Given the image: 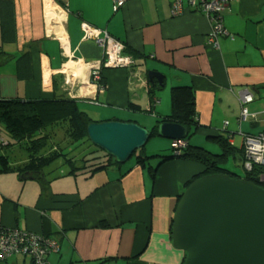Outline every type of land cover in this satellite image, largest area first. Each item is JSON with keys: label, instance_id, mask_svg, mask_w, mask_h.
Returning a JSON list of instances; mask_svg holds the SVG:
<instances>
[{"label": "crops", "instance_id": "obj_1", "mask_svg": "<svg viewBox=\"0 0 264 264\" xmlns=\"http://www.w3.org/2000/svg\"><path fill=\"white\" fill-rule=\"evenodd\" d=\"M45 1L0 0V53L10 57L0 54L1 98L71 97L79 108L101 104L105 110L101 121L133 115L150 130L160 117L171 114V89L191 87L200 124L195 140L201 146L218 153L209 138L231 136L232 145L242 147L241 134L264 132V0L228 5L222 19L226 35L219 37L218 48L207 42L211 23L190 9L186 0L181 16L172 15V0H127L116 12L115 0H50L61 13L68 50L56 33L59 25L48 29ZM83 23L107 31L141 55L133 61L137 66L132 71L105 68L102 92L82 78H72L67 85L63 76L70 73H63L69 61L89 67L103 59L102 49L84 38ZM25 54L29 59L22 69L30 77L21 79L17 60ZM43 58L49 87L41 93ZM149 72L159 73L162 82H150ZM244 91L253 96L247 105L253 115L240 122L239 95ZM136 105L143 112H133L130 107ZM155 153L147 154L169 155V149ZM11 160L24 163L27 155ZM159 161L152 159L145 167L128 163L90 177L66 176L64 171L62 179H52L47 172L56 167L45 170L38 181L22 182L16 173L0 174V226L55 238L60 251L48 255L50 264H99L104 259L107 262L101 264H184L186 254L173 245L172 220L186 184L204 168L183 159L161 165ZM0 264L32 261L16 255Z\"/></svg>", "mask_w": 264, "mask_h": 264}, {"label": "trees", "instance_id": "obj_2", "mask_svg": "<svg viewBox=\"0 0 264 264\" xmlns=\"http://www.w3.org/2000/svg\"><path fill=\"white\" fill-rule=\"evenodd\" d=\"M55 1L58 2V0ZM0 54H3L7 60L10 59L9 55L2 52ZM125 54L131 55L133 61L141 56L139 52L128 49L126 46ZM27 59H29V55L25 54L17 60V65L19 69H21L18 77L21 79L30 77L28 71L25 72V70L22 69V63H28ZM136 64L137 63L134 62L133 65L128 68L129 71H132L131 68L137 66ZM28 69H30V66L26 68V70ZM104 69L105 68L102 67V72ZM101 79V83L104 84L103 75ZM52 83L55 91L56 79L53 78ZM170 99L172 112L169 116L160 117V119L156 121L155 126L150 129L151 138H159V125L164 123L176 124L184 127L188 131V135L184 139L186 146L180 150L171 146L169 155L164 156H150L145 152L144 147L136 151L128 161L122 164L118 163L108 153L92 144L88 138L87 128L92 123H102L106 121L133 122L145 128L141 117L129 115L125 120L114 118L112 120L94 121L87 113L80 110L75 99L53 97L23 100L20 98L4 99L0 97V174L16 173L21 178L22 182L32 180L38 181L41 179L46 168L56 161L61 160L68 167L66 176L77 177L79 175H88V177H90L98 172H107L112 169L117 170L124 164L128 165V163L133 162H135L137 166L145 167L146 165H150V160L156 158H160L158 165L174 159H183L196 162L204 168L202 174L194 177L186 184V189L195 180L207 175L216 174H224L231 178L250 181L264 189V182L260 180V175L264 174V169L261 167H254L252 171L249 172L244 168V135L254 134H241L242 147L233 146L230 142L231 136L226 137L220 134L215 138H209L218 148V153H214L206 147L201 146L198 141L195 140L196 138L193 139L200 127L196 111L195 90L191 87H174L171 89ZM130 108L135 113L143 112L139 105L131 106ZM57 128H61L64 132V148L55 141V130H57ZM75 144L79 147H76ZM87 144L94 148L89 154H82L81 157L72 155V153L78 150V148H81L82 145ZM16 145L23 148L27 154V160L24 163L12 161V157L7 153V151L10 152V149ZM70 146L72 147L71 150L67 151ZM8 147H10V149L6 150ZM89 156H91V158H88ZM132 158H134V161H131ZM230 161L239 168H242L244 176H238L229 168L227 169V164ZM150 172L154 175L155 169L151 168ZM100 226L101 228L106 227L104 224ZM103 262H107V260L98 261L99 264Z\"/></svg>", "mask_w": 264, "mask_h": 264}, {"label": "water", "instance_id": "obj_3", "mask_svg": "<svg viewBox=\"0 0 264 264\" xmlns=\"http://www.w3.org/2000/svg\"><path fill=\"white\" fill-rule=\"evenodd\" d=\"M148 78L163 79L155 72ZM158 133L173 142L188 135L184 127L169 123L159 125ZM87 134L122 164L151 138L150 130L121 121L92 123ZM172 240L186 254L184 264H264V189L224 174L195 180L177 203Z\"/></svg>", "mask_w": 264, "mask_h": 264}, {"label": "built area", "instance_id": "obj_4", "mask_svg": "<svg viewBox=\"0 0 264 264\" xmlns=\"http://www.w3.org/2000/svg\"><path fill=\"white\" fill-rule=\"evenodd\" d=\"M236 0H186L187 6L195 12L203 14L211 23V31L207 42L215 48L219 47V37L225 36V30L222 23L223 11L231 2ZM127 0H115L113 11H118L125 5ZM185 0H172L171 13L173 16H181L184 12ZM84 38L93 40L103 51V59L91 63L89 67L82 62L86 69L76 80L84 83H93L99 92L104 91V84L101 83L102 67L111 68H129L133 65L130 55L125 54V46L118 40L114 39L107 31L94 28L93 26L83 23L82 25ZM88 73V76L83 78ZM67 76V75H66ZM75 79L74 74L67 76ZM82 78V79H81ZM87 79V80H86ZM67 85L70 80L67 79ZM242 105L240 122L247 120L251 114L247 108L253 102V96L248 91L239 95ZM96 104V103H95ZM228 125V122L225 126ZM244 151L246 171H252L254 167L264 169V132L256 135H244ZM186 146L184 140L174 141L172 147L180 150ZM178 153V152H177ZM260 180L264 182V174L260 175ZM60 245L53 237L39 235L33 232L24 231L17 228H4L0 226V262L16 255H25L31 258L32 264H50L48 255L58 253Z\"/></svg>", "mask_w": 264, "mask_h": 264}, {"label": "rangeland", "instance_id": "obj_5", "mask_svg": "<svg viewBox=\"0 0 264 264\" xmlns=\"http://www.w3.org/2000/svg\"><path fill=\"white\" fill-rule=\"evenodd\" d=\"M54 2H56V1L54 0ZM53 8H54V6H53ZM59 9L62 11L61 8H59ZM56 12H57V10H56ZM132 60H133V58H132ZM13 65H14V62H13ZM100 107H102V105L101 104H98V103H96L94 105H91V106L82 105V106H80V110L82 112L87 113L88 116L90 118H92L94 121H101L102 118H101L100 114H103V112L105 110L102 109V108H100ZM55 131H56V138H55L56 143H58L62 148H64V146H65V139L63 140V134H64V132L61 130V128H57V130H55ZM260 132H263V131H260ZM255 134H257V133H255ZM236 136H238V135H236ZM193 139H195V137H193ZM75 146L76 147H79V146H77V144H75ZM238 146H240V144ZM71 148L72 147L70 146L67 149V151H70ZM170 148H171V141H168L166 139H162V138H158L157 137V138H151L148 141V143L146 144V147H145V152L148 153V154H156L155 152H163L164 150L170 149ZM9 149H10V147L6 148V150H9ZM10 150L11 151L10 152L7 151V153L10 154V156L12 157V159L15 158L17 160L18 158H21L22 155H27L26 152H25V150L23 148H21L19 145H16L15 147H12ZM92 150H94V148L93 147H90L88 144L87 145H82V147L81 148H78V150H76L74 153H72V155H77L78 157H81L82 154L83 155L84 154H89ZM88 158H91V156H89ZM133 159L134 158H132L131 161H134ZM53 167H56L57 168L53 173L47 172L49 176H52L51 177L52 179L55 178L56 176H59V179H62L61 176H63L62 174H64V171L65 172L68 171V167L65 165V163L63 165V162L61 160L56 161L55 163H53L52 165H50L45 170L50 169V168H53ZM228 168L232 172H234L236 175L241 176V177L244 176V171L242 170V168H239L238 166H236L232 161H230L227 164V169Z\"/></svg>", "mask_w": 264, "mask_h": 264}, {"label": "bare ground", "instance_id": "obj_6", "mask_svg": "<svg viewBox=\"0 0 264 264\" xmlns=\"http://www.w3.org/2000/svg\"><path fill=\"white\" fill-rule=\"evenodd\" d=\"M45 10H46V21H47L48 29L54 30L55 23L59 25V27L56 30V33L58 34L60 40L63 42L64 49L68 50L67 45H66L65 33L63 30V26L61 25V21H62V16L60 15L61 13L56 12L50 0L45 1ZM43 59H44V63H43L44 77H43V80L39 84L41 93H44L45 90L48 89L49 87V77H48L49 72L47 70V66H48L47 60L46 58H43ZM78 61H69L65 65L63 69V73L67 74L70 72V74H74L75 79H77L80 76V74L84 71V69H86V66L82 62L79 63ZM92 63H95V62H92ZM111 68H115V67L111 66ZM69 98L73 99L71 97Z\"/></svg>", "mask_w": 264, "mask_h": 264}, {"label": "clouds", "instance_id": "obj_7", "mask_svg": "<svg viewBox=\"0 0 264 264\" xmlns=\"http://www.w3.org/2000/svg\"><path fill=\"white\" fill-rule=\"evenodd\" d=\"M131 56V55H130ZM132 57V56H131ZM63 76H65V77H67L66 75H63ZM67 79H68V77H67ZM69 80H70V78H69ZM67 84V83H66ZM93 84V83H92Z\"/></svg>", "mask_w": 264, "mask_h": 264}]
</instances>
